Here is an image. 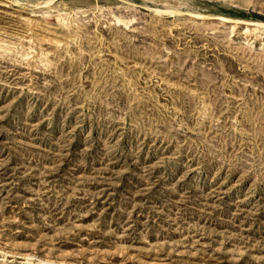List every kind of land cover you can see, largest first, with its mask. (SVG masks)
I'll use <instances>...</instances> for the list:
<instances>
[{
    "label": "rangeland",
    "instance_id": "rangeland-1",
    "mask_svg": "<svg viewBox=\"0 0 264 264\" xmlns=\"http://www.w3.org/2000/svg\"><path fill=\"white\" fill-rule=\"evenodd\" d=\"M129 1L0 0V264H264V0Z\"/></svg>",
    "mask_w": 264,
    "mask_h": 264
},
{
    "label": "bare ground",
    "instance_id": "bare-ground-1",
    "mask_svg": "<svg viewBox=\"0 0 264 264\" xmlns=\"http://www.w3.org/2000/svg\"><path fill=\"white\" fill-rule=\"evenodd\" d=\"M182 0H173L174 3V7L172 9H157V12L160 14L162 12H169L171 14L177 12L178 16L184 17V18H188V19H192L195 21H215L217 23H230V26L233 28L237 25V20L232 19L228 16H223V15H213V14H203V13H199L197 11H190V10H184V9H180L178 8V6L181 4ZM184 11L186 12H190L192 15H189L187 13H183ZM170 15V14H169ZM243 22L246 24H252L255 27L252 28V30L254 29H258L259 31H261V33H264V22L263 21H250V20H246L243 19ZM245 31L250 30L248 27L244 26L243 27Z\"/></svg>",
    "mask_w": 264,
    "mask_h": 264
},
{
    "label": "water",
    "instance_id": "water-1",
    "mask_svg": "<svg viewBox=\"0 0 264 264\" xmlns=\"http://www.w3.org/2000/svg\"><path fill=\"white\" fill-rule=\"evenodd\" d=\"M117 1L122 2L124 4H127V5H130V6H133L135 8L147 9L146 6L139 4V3H136V2H133V1H129V0H117ZM183 13H187L189 15H192L190 12H186V11H184Z\"/></svg>",
    "mask_w": 264,
    "mask_h": 264
}]
</instances>
